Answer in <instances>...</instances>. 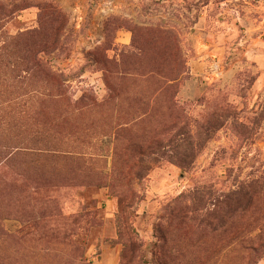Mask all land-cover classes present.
Returning <instances> with one entry per match:
<instances>
[{"label": "rangeland", "instance_id": "rangeland-1", "mask_svg": "<svg viewBox=\"0 0 264 264\" xmlns=\"http://www.w3.org/2000/svg\"><path fill=\"white\" fill-rule=\"evenodd\" d=\"M0 264H264V0H0Z\"/></svg>", "mask_w": 264, "mask_h": 264}, {"label": "trees", "instance_id": "trees-1", "mask_svg": "<svg viewBox=\"0 0 264 264\" xmlns=\"http://www.w3.org/2000/svg\"><path fill=\"white\" fill-rule=\"evenodd\" d=\"M34 65L35 66H37V67H41V62L39 61V60H34ZM139 154L140 155H142L145 151H143L142 149H139ZM194 155V149H192V152L191 153H189L187 156H186V158H185V160H184V162H182V160H181V166L185 169V168H189V165H188V163L190 162V157H192ZM223 217V216H222Z\"/></svg>", "mask_w": 264, "mask_h": 264}]
</instances>
